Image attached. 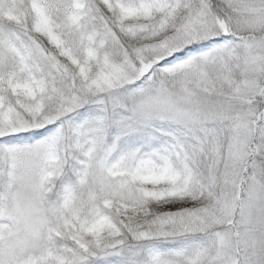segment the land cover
Instances as JSON below:
<instances>
[{
	"label": "snow or ice",
	"instance_id": "snow-or-ice-1",
	"mask_svg": "<svg viewBox=\"0 0 264 264\" xmlns=\"http://www.w3.org/2000/svg\"><path fill=\"white\" fill-rule=\"evenodd\" d=\"M0 264H264V0H0Z\"/></svg>",
	"mask_w": 264,
	"mask_h": 264
}]
</instances>
